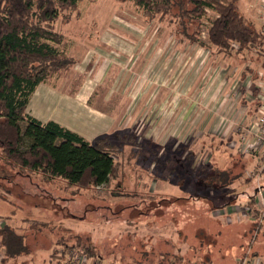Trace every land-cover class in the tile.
<instances>
[{
    "label": "rangeland",
    "instance_id": "374dc122",
    "mask_svg": "<svg viewBox=\"0 0 264 264\" xmlns=\"http://www.w3.org/2000/svg\"><path fill=\"white\" fill-rule=\"evenodd\" d=\"M262 2L264 0H242L240 4L244 20L257 30L262 27ZM176 12L177 9H174L173 13ZM214 17L213 11L209 12L203 19L202 28L208 29ZM180 27L181 23L171 16L165 19L158 16L150 22L141 8L124 0H82L69 19L57 22V29L64 34V43L58 45L59 49L68 57L88 61L90 69L86 68V63L80 69H76L75 64L74 68L50 76L31 97L27 111L32 116L42 121L54 120L52 117L63 102L49 94L53 90L74 98L73 102L79 104V109L83 111L78 122L67 124L73 129L63 125L87 135L91 132L89 124L94 119L95 110L117 108V104L124 102L132 105L138 96L143 102L147 100L146 108L150 112L153 108L148 105L155 101L161 104V109L165 103L167 108L173 104L180 111L193 106L198 114L188 116L189 121H181L183 125L173 129L175 132L170 133V140L164 139L166 133L161 138L158 133L157 141L153 136V130H157L154 122L156 112L152 113L153 118L147 123L142 119L139 121L138 116L133 120L129 117V125L123 127L125 131L122 135L110 141L123 149L120 156L123 168L118 177H111L95 189H81L79 193L72 191L76 187L67 180L48 173L26 169L31 178L18 176L16 171L19 166L8 164L0 150V194L7 198L0 199V226L8 225L14 233L24 235L25 245L20 250L21 255L11 260L10 264H74L78 260L77 254L80 255L79 250L73 251L78 237H82L84 242L94 240L102 254L99 257L101 264H169L180 258L193 264H203L208 259L211 260L209 264H234L247 251L257 254L255 251L260 250L264 253V217L253 220L250 214L243 215L239 210L240 205L245 206L250 195L256 196L257 179L251 171L261 158L255 157L254 162L245 154L241 159L239 151L231 149L228 142L224 143L221 139V132L211 130L208 134L217 139L213 138L207 144L209 137H205V119L200 122L202 117L205 118L201 117L205 111V76L199 81L201 83L194 75L187 83L182 82L186 73L182 71L184 68L180 62L191 56L190 53L193 54L192 61H205L210 58L209 51L216 58L222 57L218 55L222 50L212 45L213 49L209 50L189 40L178 41L182 50L177 54L180 56L177 59L179 64L174 75L173 70L170 73L169 62L161 63L157 69L147 67L139 72L131 64V58L124 61L132 54L137 64L152 47L156 53L152 54L154 60L158 51H164L168 45L175 44L176 37L180 38ZM126 29H132L137 34ZM124 37L128 38L131 47L140 42L139 47L145 52L135 49L129 53L126 48H118L119 44L126 42ZM200 38L209 44L207 35ZM262 43L241 52L237 49L228 51V54L222 51L226 53L220 60L222 67L234 65L237 68L234 73L236 78L241 73L259 75V72H264V41ZM185 46L196 53L184 52ZM106 48L113 51L109 49V54ZM161 56V62L169 59L165 54L161 53ZM205 64L208 63L205 61ZM210 68L206 74L213 73L218 80L221 73ZM87 69L92 72L90 75ZM100 74L106 77L102 82ZM87 76L90 80L86 79ZM95 79L99 84L93 89ZM84 81L88 85H84ZM213 81H207L208 86L212 84V88L216 87ZM43 84L56 89L43 87ZM234 89L237 91V85ZM171 93L180 99L174 101ZM170 94L171 98L165 101L164 98ZM83 116H87L86 124L83 123ZM197 121L199 126L194 124ZM21 125L26 127L25 122ZM150 135L153 139L149 138ZM212 162L221 169H232L231 175L237 176V179L231 185L221 187L223 189L208 187V190L205 182L198 181V178H205ZM246 178L249 179L246 181ZM135 192L140 196L128 195ZM148 196L154 200L149 201ZM131 204L138 205L128 208ZM158 204L162 206L158 207ZM233 206L235 211L230 213ZM223 208L230 214H215L216 209ZM258 225L262 226L258 228Z\"/></svg>",
    "mask_w": 264,
    "mask_h": 264
},
{
    "label": "trees",
    "instance_id": "16d2710c",
    "mask_svg": "<svg viewBox=\"0 0 264 264\" xmlns=\"http://www.w3.org/2000/svg\"><path fill=\"white\" fill-rule=\"evenodd\" d=\"M81 1L0 0L1 153L8 164L19 166L16 171L18 176L31 178L26 169L48 173L67 180L76 187L72 190L75 193L81 192V189H95L107 183L111 177H118L120 169L123 168L120 158L123 149L111 144V137L103 136L91 141L54 120L42 121L28 113L27 107L39 84L53 74L68 70L76 64L74 58L68 57L58 47L64 43V34L57 29V22L60 19H69ZM124 1L141 8L150 22L158 16L162 19L171 16L181 23L178 34L201 46L206 45L200 38L203 19L208 16L206 8L218 14L208 29L210 45L231 52L234 49L233 44H237V51L241 52L250 50L252 46H261L264 41L260 30L244 20L239 9V0ZM174 9H177L176 13H173ZM21 122H25V128ZM231 173L232 169H221L212 162L205 172V178H198V181L205 182L208 190V187L223 189L221 187L231 185L237 179ZM222 182L226 185L221 184ZM121 195L126 196L124 193ZM128 195L134 197L140 196V193ZM148 198L149 201L154 200L149 196ZM0 199L7 200L3 194H0ZM254 202L253 194L244 205L250 208L253 220L261 219L263 217L254 208ZM135 205L138 204L127 207ZM161 206L158 204V207ZM7 226H0L2 264H10L11 260L21 255L20 250L25 247L22 237L24 235L14 233ZM73 247V251H80L84 264H101L99 257L102 254L94 240L84 242L82 237H78V243ZM210 261L208 259L203 264H209ZM190 262L192 261L180 258L170 261L169 264H193Z\"/></svg>",
    "mask_w": 264,
    "mask_h": 264
},
{
    "label": "crops",
    "instance_id": "0c3cea01",
    "mask_svg": "<svg viewBox=\"0 0 264 264\" xmlns=\"http://www.w3.org/2000/svg\"><path fill=\"white\" fill-rule=\"evenodd\" d=\"M241 2H242V0H239V9H240ZM213 14L215 15L214 12H213ZM126 31L130 32V31H132V29H126ZM131 33H133L135 35L137 34V32H135V31H132ZM124 38L126 39V42H122V44H119L120 46L118 45V48H121V49L126 48V49H128L129 53L134 51L135 49H138V51L141 50V47H139L140 42H138V43L136 42L137 45L135 44L133 47H131L129 45L128 38H126V37H124ZM183 38L184 37H182V36H180V38L176 37L175 44H172V46L168 45L167 47H165L164 51H162V52L158 51L159 54H157V56H155L156 58L154 60H153L154 55H152V54H156V53L153 51V47H152L148 53L145 52V50H141V53L144 51L145 55L142 56V58L139 60V62L137 64H135V62H134L135 59L132 58V54L128 55L124 59V61L127 62V60L129 58H131V64L136 66L135 68H138L139 72H143V69L145 70L147 67H152L154 70V69H157L156 67H160L161 63L167 64L169 62L168 66L170 68V73L173 70L172 75H174L178 70L177 66L179 64V61L177 59L180 57V56H177V54L180 53L182 50L180 48V43L184 42L185 40H189L188 38L187 39H183ZM111 41L114 42V40H112V39H111ZM178 41H180V43H178ZM205 43H207V42H205ZM205 48H208L209 50L213 49L210 44H208V45L206 44ZM109 49L111 51H113L112 48H109ZM109 49L106 48L105 51L107 53H109ZM187 50L190 52L194 51L196 53L195 50L191 51L192 48L188 49V46H185L184 52H187ZM217 51H219V50H217ZM219 52L220 53H218V55H222L223 58H224V55L226 53L228 54V52H226V51H224L226 53H221L222 51H219ZM114 53L116 56L119 55L117 53V50H115ZM146 53L149 55V57L146 56ZM161 53L165 54V57L168 56L169 59L165 58L167 61L161 62V58H162ZM109 54H107V55L109 56ZM190 55L193 56V54H191V53H190ZM208 55L210 56V58L209 59L207 58L205 60L208 63L207 65L205 64V61H201V59L200 60L195 59L194 61H192L191 56L187 57L185 61L180 62L183 64V68H184V70H182V71H185L184 73H186L185 79L182 80L183 83H187L190 78L192 79L193 75H194V77H197L198 83H201L199 81L202 78L204 79V76H205V89H206V91H205V111L201 113V117L205 116V118L202 117L200 122H202L205 119V137H209V139H208L209 142L207 144H210L211 139H213V138L217 139V137L208 134L211 130L215 131L216 133L221 132L222 136H220V137L224 141V143L228 142V145L230 146L231 149L234 148V150H236L237 152L239 151V153H238L239 155L244 156L245 154H248L250 157H252V160L254 161V158H255L254 155H250L249 153L244 152L243 145H245V143L243 140H241V133H239L238 130L235 127H233L232 123H241L242 125H247L248 123L251 122L253 117L257 114L258 100H257L256 96L258 93V83L262 84L264 82V72L263 71L259 72V75L258 74L253 75V74H249V73L248 74H242L241 73L238 76V78H236L234 73L236 72L237 68H235L234 65H231V66L229 65L228 67H225V66L222 67V65H221L222 62H220L222 57L216 56V58H215L214 57L215 55L212 54L210 51L208 52ZM75 59H76V66H77L76 69H80V67H82L85 63L87 64L86 68L90 69V63L88 61H80V60H78L79 58H75ZM149 59H151V60L148 62ZM156 59H158V60H156ZM171 67H173V68H171ZM210 67L215 68L216 71L219 70L217 72L221 73V75H219L218 80H216L217 78L214 77V74L212 72L211 73L213 75L212 74H206V72L208 71V69ZM88 69H87V72H88V75H90L92 72L89 73ZM82 73H84V71H82ZM121 77L123 79V83H125V77L123 75ZM104 78H106L105 75L100 74V82L104 81ZM86 79L90 80V78L88 76L86 77ZM212 80H214V81L216 80L215 84L217 86L214 88H212V86H211L212 84L209 86L207 84V81L212 83ZM94 82H95V85H94L93 89H96L97 88L96 84L98 83L97 79H95ZM239 82L242 83V84H240V87H238ZM83 83H84V85L85 84L88 85V82H86V81H84ZM41 84H39L37 86V88L41 87L40 86ZM236 85H237V91L234 89L236 87ZM43 87L53 88L52 86H48L47 84L46 85L43 84ZM37 88L35 89L34 93L32 94V96H31L32 98L34 97V95H36ZM53 89H56V87L54 86ZM93 89L89 92V94H87V99L90 96V94L93 92ZM198 89L196 90V92L198 91ZM65 90L66 89H63V91H65ZM49 94L52 95L53 97L59 98V100H61L63 102L62 107H60V108L57 107V109H56L57 114L54 117H52L56 122L60 123L61 125H63V124L67 125V124H70V122L76 123L79 121V119L81 118V113L83 114V111L81 109H79V107H80L79 104H75L73 102L74 98L66 96L65 94H64L65 95V97H64V95L62 96L61 93H59L57 90H53ZM171 94L173 95V98H171ZM171 94L164 98L165 101L167 98H171L174 101H177L180 99L177 95L175 96L173 93H171ZM238 94H239V97L237 99ZM122 95H125V94L123 93ZM32 98H30L29 104L32 101ZM144 98H146V97L144 96ZM159 100H160V98H159ZM153 102H154L153 104L149 103V105H148L150 108H153L152 112H150L149 109L146 108V105L148 104L147 100L145 102H143L140 96L137 97L136 102L132 105H131V103L124 102L122 104L121 103L117 104V108L111 109L109 107L108 108L104 107V108H100V110H95L94 111V114H95L94 119L89 124L90 125V131H91L89 135H87L85 133H80V132L78 133V132L74 131L75 129L72 130L73 128L70 127L69 125H67V126L72 128V129H70L64 125L63 126L74 131V132H76V133H78L79 135H81L84 138L91 140V141L97 139L95 137H98L101 134H103L101 137H103V136L111 137L110 141H112L113 138H116V137L118 138V137H120V135H122V132L125 131L123 129V127H128L129 120H130L129 117H132V120H133V119H135L136 116H138L139 121H140V119H142V121L144 123H147L148 121L152 120V118H153L152 113L156 112L154 114V116H156V119L154 120V122H156L157 130L156 131L153 130L155 132V134L153 136L155 137V140H156L158 133H160V138L163 137V135L166 133V136L164 139L170 140L171 139L170 133L175 132L173 129L175 127L177 129L183 125V123H181V121H186V120L189 121L190 120L189 117H191L193 115L195 117L198 114L195 112L193 106H191V109L186 108V109L180 111V109L178 110L177 108H175V106H173V104L170 105L169 108H167V105L165 103L164 104L165 106L161 109L159 107V105L161 106V104L156 103L155 101H153ZM40 103L42 105L47 106L46 103H43V102H40ZM64 106H65V108H63ZM156 107H157V110L155 109ZM183 116H185L186 118L183 119ZM225 118H227V120L229 121L230 124L223 123V120ZM47 121H49V120H47ZM178 121H179V123L176 126V123ZM97 122H98V124H97ZM83 123H85V124L87 123V116H83ZM199 123L197 121L194 124L199 126ZM221 128H223V129H221ZM126 130L129 131L130 128H126ZM149 138H151V135L149 136ZM151 139H153V138H151ZM261 181H262V179H261ZM255 252H257V254L258 253L264 254V253H261L262 251H260V250H259V252L258 251H255ZM25 257L30 258V256H27V255ZM237 262H238V260H237ZM237 262H235L234 264H237Z\"/></svg>",
    "mask_w": 264,
    "mask_h": 264
},
{
    "label": "built area",
    "instance_id": "2783aa9c",
    "mask_svg": "<svg viewBox=\"0 0 264 264\" xmlns=\"http://www.w3.org/2000/svg\"><path fill=\"white\" fill-rule=\"evenodd\" d=\"M207 12H211L210 9L206 8ZM262 15V27L261 34L264 39V2L261 4ZM217 17L218 14H215ZM210 28V27H209ZM208 28V29H209ZM208 29L202 28L201 35L205 37L208 36ZM234 49H238L237 44H233ZM241 82H239L238 87H240ZM258 107L257 114L253 117L250 123L247 125H242L241 123H232L239 133H241V140L244 141L243 150L245 153L254 155V157H260V161L257 163L255 169L251 171L253 175H256L257 179V189L254 202V208L260 213L261 217H264V184L262 183V174L264 172V82L262 84L258 83V93H257ZM223 123L230 124L227 118L223 120ZM239 210L243 215L250 214V208L246 206H239ZM235 211L234 206L230 208V213ZM226 208L216 209V215H226ZM78 260H74V264H84V259L79 254ZM237 264H264V254H255L247 251L238 260Z\"/></svg>",
    "mask_w": 264,
    "mask_h": 264
}]
</instances>
